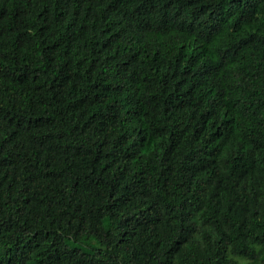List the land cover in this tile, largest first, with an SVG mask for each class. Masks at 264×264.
Segmentation results:
<instances>
[{"label":"trees","instance_id":"1","mask_svg":"<svg viewBox=\"0 0 264 264\" xmlns=\"http://www.w3.org/2000/svg\"><path fill=\"white\" fill-rule=\"evenodd\" d=\"M0 264H264V0H0Z\"/></svg>","mask_w":264,"mask_h":264}]
</instances>
